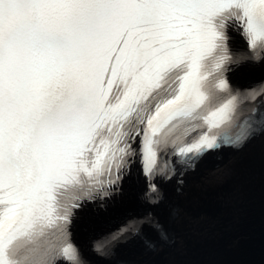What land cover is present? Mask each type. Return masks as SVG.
Returning a JSON list of instances; mask_svg holds the SVG:
<instances>
[{
  "label": "snow or ice",
  "instance_id": "1",
  "mask_svg": "<svg viewBox=\"0 0 264 264\" xmlns=\"http://www.w3.org/2000/svg\"><path fill=\"white\" fill-rule=\"evenodd\" d=\"M240 62H264V0H0V264H83L74 210L137 157L155 202V174L264 127Z\"/></svg>",
  "mask_w": 264,
  "mask_h": 264
},
{
  "label": "bare ground",
  "instance_id": "2",
  "mask_svg": "<svg viewBox=\"0 0 264 264\" xmlns=\"http://www.w3.org/2000/svg\"><path fill=\"white\" fill-rule=\"evenodd\" d=\"M260 66L238 67L232 71V78L238 80L256 77L261 71ZM220 161L224 164L215 169L214 166L207 165L208 161H202L194 173L188 176L186 185L180 187L178 192L169 194L168 204L173 209L172 232L179 248L177 251L188 249V237H186L188 233L197 236L209 232L228 231L240 224L238 221L242 213L247 215L244 208L254 209L261 206L264 210V137L260 135L250 141L244 150L236 155L222 154ZM138 178L136 176L135 180L130 179L123 186L120 194L107 204L106 214L116 212L122 205L137 206L136 194L140 189ZM207 209L214 210L209 213ZM223 212L227 215L222 214ZM101 213L90 209L79 212V222L75 230L79 242L86 245L88 239L87 234L84 236V231L81 232L82 228L91 226L99 230L104 229V225H101L103 222L99 220L104 215ZM163 213L162 210L161 214ZM258 239L264 244L263 235ZM134 246L119 247L110 264H116L115 261L118 260L126 261L127 264H147L148 261L140 257L139 251L135 250ZM83 252L90 264H102L92 257V252L87 246L83 248ZM165 255L168 256L163 251L157 255L161 264H166L168 261ZM176 261L178 264L181 258L178 257V260L172 262Z\"/></svg>",
  "mask_w": 264,
  "mask_h": 264
},
{
  "label": "water",
  "instance_id": "3",
  "mask_svg": "<svg viewBox=\"0 0 264 264\" xmlns=\"http://www.w3.org/2000/svg\"><path fill=\"white\" fill-rule=\"evenodd\" d=\"M260 220V217H258ZM245 222L254 224V217H245ZM250 226L247 223L239 224L228 231L209 232L195 235L188 233L187 247L171 253L166 264H176L173 260L181 258L180 264H235L241 254L247 231ZM249 234V233H248ZM221 235V236H216ZM250 235V234H249Z\"/></svg>",
  "mask_w": 264,
  "mask_h": 264
},
{
  "label": "rangeland",
  "instance_id": "4",
  "mask_svg": "<svg viewBox=\"0 0 264 264\" xmlns=\"http://www.w3.org/2000/svg\"><path fill=\"white\" fill-rule=\"evenodd\" d=\"M135 201V200H134ZM84 223V222H83ZM81 232H83V231H81ZM142 257V256H141Z\"/></svg>",
  "mask_w": 264,
  "mask_h": 264
}]
</instances>
